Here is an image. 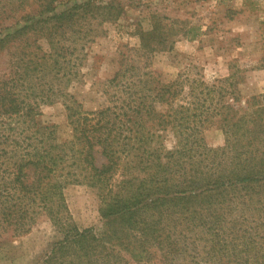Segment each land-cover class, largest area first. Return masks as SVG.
I'll use <instances>...</instances> for the list:
<instances>
[{
	"label": "trees",
	"instance_id": "16d2710c",
	"mask_svg": "<svg viewBox=\"0 0 264 264\" xmlns=\"http://www.w3.org/2000/svg\"><path fill=\"white\" fill-rule=\"evenodd\" d=\"M55 2L37 11V22L27 16L30 25L6 27L0 35L1 53L38 23L54 21L56 30L41 62L34 63V70L51 76L48 87L27 83L30 67L25 76L13 67L5 83L11 86L0 90V144L14 145L0 149L6 159V168L0 167V225L22 234L47 214L64 234L52 249L62 264H264V94L241 106L230 76L229 92L192 85L193 101L181 104L180 83L165 84L152 73L133 80L127 74L136 68L123 65L108 81L112 99L85 112L58 83L67 87L78 80L79 53L90 39L56 37L66 26L73 29L79 11L97 13L102 25L123 9L113 8L114 0L105 6L92 0L58 11ZM228 93L233 103L224 101ZM58 97L72 127L63 142L54 127L35 123L40 105ZM216 114L225 144L210 148L202 133ZM20 127L16 135L4 133ZM169 135L172 148L165 146ZM76 184L100 193V234L80 231L63 213L64 190Z\"/></svg>",
	"mask_w": 264,
	"mask_h": 264
},
{
	"label": "rangeland",
	"instance_id": "374dc122",
	"mask_svg": "<svg viewBox=\"0 0 264 264\" xmlns=\"http://www.w3.org/2000/svg\"><path fill=\"white\" fill-rule=\"evenodd\" d=\"M49 1L0 0V35L6 33V27H24L29 22L27 16L37 22L41 16L37 11ZM89 1L92 0H56L53 6L63 11ZM111 1L100 3L105 6ZM119 7L123 9L121 15L105 20L102 25L101 19L96 18L97 13L79 11L73 29L66 26L56 37L90 39L79 53L78 80L67 87L65 82L58 83L65 87L66 93L74 96L83 111H96L112 99L114 90L108 87V81L123 65L136 68L127 74V77L134 75L133 80L137 73L141 78L152 73L165 84L180 83L183 90L178 101L181 104L193 101L192 85L196 88L204 85L207 91L218 86L228 90L225 82L230 76L234 82L231 90L241 98V106L251 97L264 94V0H114L113 8ZM52 23L54 21L34 23L37 25L34 30L0 53V90L11 86L5 83L11 79L13 67L23 76L26 67H30L27 83L29 79L30 86L48 87L51 76H45L39 68L34 70V63L41 62L48 49V39H53L50 35L56 30ZM30 36L38 38V42L28 40ZM30 93L29 100L34 98ZM232 99L228 93L224 101L233 103ZM38 109L37 126L54 127V136L60 142L71 138L72 127L63 98L41 104ZM221 119L222 116L216 114L203 130L202 137L210 148L225 144ZM20 130L21 127L13 131L7 129L4 133L16 135ZM173 145L174 137L169 135L165 146L172 148ZM3 147L10 150L14 145L10 142L0 144V149ZM5 161L0 154V167ZM103 162V157L98 155L97 163ZM5 168L3 164L2 170ZM64 198L67 210L63 213L68 212L70 223L80 231L90 228L97 234L103 231V200L96 189L70 185L64 190ZM63 237V232L45 213L36 217L26 233L15 235L0 225V264H62V255L59 251L52 253V249Z\"/></svg>",
	"mask_w": 264,
	"mask_h": 264
}]
</instances>
